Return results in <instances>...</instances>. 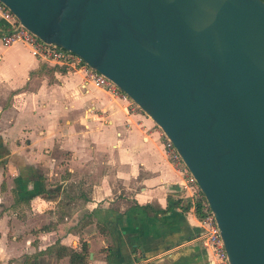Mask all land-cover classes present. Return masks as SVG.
I'll return each mask as SVG.
<instances>
[{
	"label": "crops",
	"instance_id": "obj_1",
	"mask_svg": "<svg viewBox=\"0 0 264 264\" xmlns=\"http://www.w3.org/2000/svg\"><path fill=\"white\" fill-rule=\"evenodd\" d=\"M162 142L129 99L0 40V264H68L82 242L86 264H214L192 208L162 211L195 195Z\"/></svg>",
	"mask_w": 264,
	"mask_h": 264
},
{
	"label": "water",
	"instance_id": "obj_2",
	"mask_svg": "<svg viewBox=\"0 0 264 264\" xmlns=\"http://www.w3.org/2000/svg\"><path fill=\"white\" fill-rule=\"evenodd\" d=\"M0 3L152 120L203 196L228 264H264V1Z\"/></svg>",
	"mask_w": 264,
	"mask_h": 264
},
{
	"label": "built area",
	"instance_id": "obj_3",
	"mask_svg": "<svg viewBox=\"0 0 264 264\" xmlns=\"http://www.w3.org/2000/svg\"><path fill=\"white\" fill-rule=\"evenodd\" d=\"M0 23L5 27V30L0 33V40L3 44L9 45L14 42H20L24 45H27L32 56L45 60H51L56 63L66 65L67 67L79 69L82 71L84 80L86 82L88 81L91 82L94 86L102 87L112 95L121 96V98L128 99V97L123 92H121L112 82H110L97 71L85 65L78 56L60 47L42 43L33 34L23 28L18 23L17 19L13 16V14L1 3ZM162 145L164 148V152L166 153L170 161L179 164L182 170L187 173V178L185 179L183 187H191L193 193L196 194L194 185L195 183L181 163L179 156L175 152L171 143L163 137ZM199 221L202 225L200 234L202 247L209 250L213 257L214 264H228L226 254L219 237L218 229L214 223V219L210 214L208 207L204 215L199 218Z\"/></svg>",
	"mask_w": 264,
	"mask_h": 264
},
{
	"label": "trees",
	"instance_id": "obj_4",
	"mask_svg": "<svg viewBox=\"0 0 264 264\" xmlns=\"http://www.w3.org/2000/svg\"><path fill=\"white\" fill-rule=\"evenodd\" d=\"M4 30L5 27L2 26L0 23V33ZM60 67L58 68L60 71L67 70L65 66H60ZM195 189H196V194L194 195L192 200L190 199L188 200L187 198H183V197L171 198L170 196H168L166 207L162 211L176 208L178 209V211L184 212L192 208L194 214L198 218H201L204 215V213L207 211V205L196 185H195ZM22 201L26 202V200H22ZM149 207H150L149 205H144L142 206V210L146 212L147 209H149ZM66 254L68 255V264H86L87 249L84 242L80 244L79 251L68 250Z\"/></svg>",
	"mask_w": 264,
	"mask_h": 264
}]
</instances>
